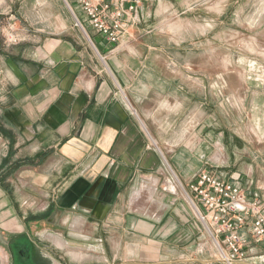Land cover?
<instances>
[{"label":"crops","instance_id":"1","mask_svg":"<svg viewBox=\"0 0 264 264\" xmlns=\"http://www.w3.org/2000/svg\"><path fill=\"white\" fill-rule=\"evenodd\" d=\"M86 28L109 71L74 24L10 52L0 43V264H227L163 162L185 184L202 171L183 109H198L214 74L176 69L173 42L150 24L116 46ZM248 157L238 181L264 206V152ZM250 231L237 264H264V239Z\"/></svg>","mask_w":264,"mask_h":264},{"label":"rangeland","instance_id":"2","mask_svg":"<svg viewBox=\"0 0 264 264\" xmlns=\"http://www.w3.org/2000/svg\"><path fill=\"white\" fill-rule=\"evenodd\" d=\"M143 4V24L159 29L162 36L157 35V40L173 42L165 50L172 58L176 55V61L181 64L176 69L208 70L214 74L207 80L208 92L197 89L198 109L192 112L183 109L187 124L191 120L196 122L199 132L194 150L198 155L197 168L238 181L239 165H244L249 155L248 163L253 162L256 151L264 152V0H143ZM58 7L54 0H0V43L10 52L15 46L32 42L30 35L33 45L39 39L60 36L57 28L63 23L75 25V21L65 4L63 18ZM78 12L84 21V15ZM150 13L151 17L147 15ZM12 18L21 26L24 39L19 43H9L6 38L7 24ZM180 40L185 41L181 48L174 47V42ZM101 63L108 70L106 60ZM203 102L209 103V109ZM205 139L208 149L203 151ZM243 140L252 151L246 152V157L240 151ZM223 146L230 158L224 155ZM163 162L171 185L185 200L175 176ZM171 167L175 172L174 166Z\"/></svg>","mask_w":264,"mask_h":264},{"label":"built area","instance_id":"3","mask_svg":"<svg viewBox=\"0 0 264 264\" xmlns=\"http://www.w3.org/2000/svg\"><path fill=\"white\" fill-rule=\"evenodd\" d=\"M79 27L95 48L100 59L106 57L99 53L86 25L103 35L108 42L116 46L125 35L142 23L141 9L143 0H62ZM78 10L84 15L81 19ZM21 26L16 18H12L6 29L9 43H19L24 38L20 33ZM167 167L168 161L163 157ZM185 200L194 209L197 218L213 240L220 257L227 264H237L245 259L242 231L250 226L252 236L264 239V206L258 197H249L239 181L221 178L216 174L203 170L188 184L183 183L168 167Z\"/></svg>","mask_w":264,"mask_h":264},{"label":"bare ground","instance_id":"4","mask_svg":"<svg viewBox=\"0 0 264 264\" xmlns=\"http://www.w3.org/2000/svg\"><path fill=\"white\" fill-rule=\"evenodd\" d=\"M107 65V64H106ZM110 70V69H109ZM148 132V131H147ZM150 135V137L153 139V140H155L154 138H153V136L151 135V134H149ZM161 151V150H160ZM164 156V155H163ZM169 165V164H168ZM170 166V165H169ZM168 166V167H169ZM176 180V179H175ZM180 186V185H179ZM194 209H196L195 211H197V213L199 212V210L194 206Z\"/></svg>","mask_w":264,"mask_h":264},{"label":"flooded vegetation","instance_id":"5","mask_svg":"<svg viewBox=\"0 0 264 264\" xmlns=\"http://www.w3.org/2000/svg\"><path fill=\"white\" fill-rule=\"evenodd\" d=\"M43 222H44V223H42V224H47V221H46V220H44ZM43 226H44V225H43Z\"/></svg>","mask_w":264,"mask_h":264}]
</instances>
